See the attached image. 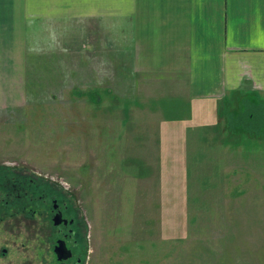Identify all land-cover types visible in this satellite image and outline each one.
<instances>
[{
  "label": "rangeland",
  "instance_id": "obj_1",
  "mask_svg": "<svg viewBox=\"0 0 264 264\" xmlns=\"http://www.w3.org/2000/svg\"><path fill=\"white\" fill-rule=\"evenodd\" d=\"M83 26L82 54L73 31L53 40L41 30L28 54L18 40L12 72L0 69L2 174L32 176L65 202L79 223L72 264H264V126L230 125L264 107L238 98L213 105L210 119L201 104L158 101L138 85L117 29L108 51L99 24ZM47 210L29 217L28 252L23 220L13 264H59L53 237L40 234Z\"/></svg>",
  "mask_w": 264,
  "mask_h": 264
},
{
  "label": "crops",
  "instance_id": "obj_2",
  "mask_svg": "<svg viewBox=\"0 0 264 264\" xmlns=\"http://www.w3.org/2000/svg\"><path fill=\"white\" fill-rule=\"evenodd\" d=\"M0 7L10 8V25L0 31V62L4 44L11 54L0 69L12 72L18 40L28 54L26 39L41 30L53 40L73 31L82 54L83 23L90 21L99 24L108 51L122 38L138 85L158 101L201 104L210 119L220 102L251 97L264 107V0H0Z\"/></svg>",
  "mask_w": 264,
  "mask_h": 264
},
{
  "label": "flooded vegetation",
  "instance_id": "obj_3",
  "mask_svg": "<svg viewBox=\"0 0 264 264\" xmlns=\"http://www.w3.org/2000/svg\"><path fill=\"white\" fill-rule=\"evenodd\" d=\"M37 186L43 187L41 184H36L32 176L30 177L12 172L2 174V171L0 170V239H4V243H0V260H5L7 264H13L10 255L14 250V247L18 248V245L13 238L22 235L24 225L23 220L26 222V230L27 233H30V237H26V242H28L27 246L23 245L22 248L26 250L25 252L29 251V242L33 236L31 232L32 221L30 218L36 211L40 212V210L47 208L50 210V213L48 210L46 213L43 211L41 212L44 213V220L47 221L43 224L41 230L42 233L40 234H43V237L47 238V242L49 241V237H53V252L55 253L59 264H72L75 259V246H70L69 240L77 236L76 229L72 228L76 223L74 220L66 218V212H69L70 210L65 202H61L56 195H50V193L46 191L44 192L43 189H40ZM38 194L39 200L36 199ZM36 200L38 202H36ZM40 202H42V204H40ZM51 202L53 204L52 208L49 206ZM34 203H36V206L38 207L35 208ZM19 214L24 215L23 219L19 218ZM58 215L62 216L63 222L55 224L54 219ZM49 219L52 221V226H49L48 224ZM76 225H79V223ZM60 242H64L66 247L72 252V256L67 260H59L56 253ZM77 262L80 263L81 260L79 259ZM26 264H33V262L28 258Z\"/></svg>",
  "mask_w": 264,
  "mask_h": 264
},
{
  "label": "trees",
  "instance_id": "obj_4",
  "mask_svg": "<svg viewBox=\"0 0 264 264\" xmlns=\"http://www.w3.org/2000/svg\"><path fill=\"white\" fill-rule=\"evenodd\" d=\"M255 114L256 115L248 116V115H244L242 112L237 116L232 115L230 117V125L233 128L241 126L239 124H244V123L246 125L250 124V126H253V127H255V123H256V125L260 124L261 126H264V114H263V112L261 111V114H259V113L258 114L255 113Z\"/></svg>",
  "mask_w": 264,
  "mask_h": 264
},
{
  "label": "water",
  "instance_id": "obj_5",
  "mask_svg": "<svg viewBox=\"0 0 264 264\" xmlns=\"http://www.w3.org/2000/svg\"><path fill=\"white\" fill-rule=\"evenodd\" d=\"M55 224H60L63 222L62 216L58 215L56 216ZM56 253L58 255L59 260H67L72 256V252L66 247V244L64 242L59 243V247L56 250Z\"/></svg>",
  "mask_w": 264,
  "mask_h": 264
}]
</instances>
